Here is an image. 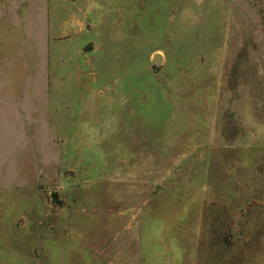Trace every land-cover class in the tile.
Returning a JSON list of instances; mask_svg holds the SVG:
<instances>
[{
	"label": "rangeland",
	"instance_id": "1",
	"mask_svg": "<svg viewBox=\"0 0 264 264\" xmlns=\"http://www.w3.org/2000/svg\"><path fill=\"white\" fill-rule=\"evenodd\" d=\"M0 264H264V0H0Z\"/></svg>",
	"mask_w": 264,
	"mask_h": 264
},
{
	"label": "water",
	"instance_id": "2",
	"mask_svg": "<svg viewBox=\"0 0 264 264\" xmlns=\"http://www.w3.org/2000/svg\"><path fill=\"white\" fill-rule=\"evenodd\" d=\"M161 60H162V57H161L160 55H158V54H155V55L152 57V60H151V64H152V66H154L155 68H157V67L160 65V63H161ZM158 189H159V187H157L156 190H158ZM51 198H52V200H53L54 202H56L58 196H57L56 193H53L52 196H51Z\"/></svg>",
	"mask_w": 264,
	"mask_h": 264
}]
</instances>
